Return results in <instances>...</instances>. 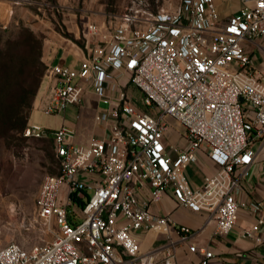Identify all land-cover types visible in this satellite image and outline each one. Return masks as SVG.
I'll return each instance as SVG.
<instances>
[{
  "label": "built area",
  "instance_id": "1",
  "mask_svg": "<svg viewBox=\"0 0 264 264\" xmlns=\"http://www.w3.org/2000/svg\"><path fill=\"white\" fill-rule=\"evenodd\" d=\"M263 34L264 0H245L224 22L214 0H181L174 13L141 1L118 23H88L77 66L46 64L41 109L62 115L92 106L103 132L78 142L65 124L24 129L26 137L54 141L58 173L43 179L35 206L54 238L0 247V264H171L170 229L182 239L194 231L150 210L168 191L179 205L216 215L215 234H229L244 206L237 196L257 155L254 144L264 141V70L244 44L264 51L257 42ZM130 85L142 93L138 99ZM167 116L184 128L186 148L168 140ZM203 147L219 170L193 188L183 169ZM144 187L150 199L140 195ZM139 231L168 235L162 257L159 248L141 251ZM242 235L264 243V217ZM200 251L198 264H210L213 250Z\"/></svg>",
  "mask_w": 264,
  "mask_h": 264
},
{
  "label": "rangeland",
  "instance_id": "2",
  "mask_svg": "<svg viewBox=\"0 0 264 264\" xmlns=\"http://www.w3.org/2000/svg\"><path fill=\"white\" fill-rule=\"evenodd\" d=\"M14 1L11 10L8 6L7 19L0 22V107L3 110L8 104L19 103L20 94L26 85L29 70L27 67H30L32 72L43 70L44 79L45 52L60 43L63 46H82L86 39L88 23H118L134 3L141 1L156 13H174L181 2ZM29 37L32 42L28 41ZM32 49H35L33 56L29 57ZM38 95L39 90L32 103L26 127L29 124H40L44 127L58 124L60 120L56 116L46 114L36 106ZM141 95L142 93L136 95V99ZM99 106L105 109L108 103L101 101ZM79 116L82 115L77 107H70L66 112V118L71 123L76 122ZM166 119L175 130L184 131L178 121L169 116ZM57 172L58 161L53 139L26 137L24 131L20 130L0 131V247L17 242L25 248H30L53 240L54 234L48 230L45 221L37 218L35 206L43 179Z\"/></svg>",
  "mask_w": 264,
  "mask_h": 264
},
{
  "label": "crops",
  "instance_id": "3",
  "mask_svg": "<svg viewBox=\"0 0 264 264\" xmlns=\"http://www.w3.org/2000/svg\"><path fill=\"white\" fill-rule=\"evenodd\" d=\"M214 2L220 18L224 22L239 11L245 0H214ZM14 3V0H0V22L7 19L8 6L11 10ZM257 42L264 46V34L257 39ZM244 44L247 51L257 59L259 68L264 70V51L254 43L244 42ZM45 54L46 64L59 63L77 66L83 50L82 46L73 44L63 46L60 43L48 49ZM47 86L48 81L44 77L36 104L40 110H42L43 99L48 93ZM129 90L134 95L141 93L133 85H130ZM91 98L93 102L98 101L95 95H91ZM94 111V107H86L81 110L82 116L73 123L67 120L66 113L54 115L60 121L54 126L47 125L46 127L56 128L63 124L74 127L78 133L76 140L87 142L91 135H100L103 132V129L93 122ZM167 138L178 147L186 148L188 145L185 131H177L172 125L167 133ZM254 149H256L257 155L248 167L250 173L243 179L242 189L237 196L244 206L240 209L237 223L229 234H215L216 215L206 210L194 211L187 206L179 205L170 191L165 193L160 201L150 203V210L153 213L157 215L170 214L175 225H186L194 231L190 237L182 239L176 229H170V237L176 241L175 259L171 264H198L203 255L200 250L204 248L214 252L210 264H264V243L242 235L244 228L264 217V141H256ZM198 157L197 162L190 163L183 169L184 175L193 188L201 186L207 175L219 170V166L210 160L206 147L198 151ZM140 195L144 199H150L149 187H144L140 191ZM135 235L139 240L142 252L159 248L160 255L163 256L169 240L167 234L139 231ZM191 245H195L197 251L192 252Z\"/></svg>",
  "mask_w": 264,
  "mask_h": 264
},
{
  "label": "trees",
  "instance_id": "4",
  "mask_svg": "<svg viewBox=\"0 0 264 264\" xmlns=\"http://www.w3.org/2000/svg\"><path fill=\"white\" fill-rule=\"evenodd\" d=\"M28 41L32 42L30 37ZM34 50L35 49H32V51H30L29 57L33 56ZM27 68H29V70L27 71L26 85L20 94L19 103L8 104L5 106V110L0 107V131H24L26 128L29 112L35 96L41 86L44 74L43 70H40L39 72H32L30 67Z\"/></svg>",
  "mask_w": 264,
  "mask_h": 264
}]
</instances>
